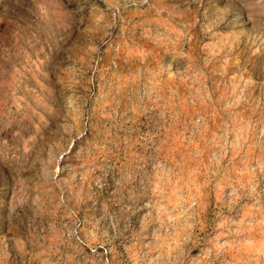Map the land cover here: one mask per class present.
<instances>
[{
  "label": "rangeland",
  "instance_id": "1",
  "mask_svg": "<svg viewBox=\"0 0 264 264\" xmlns=\"http://www.w3.org/2000/svg\"><path fill=\"white\" fill-rule=\"evenodd\" d=\"M66 3L0 0V264H264V24L129 0L115 28L86 9L65 35ZM81 108L87 141L65 131Z\"/></svg>",
  "mask_w": 264,
  "mask_h": 264
},
{
  "label": "clouds",
  "instance_id": "2",
  "mask_svg": "<svg viewBox=\"0 0 264 264\" xmlns=\"http://www.w3.org/2000/svg\"><path fill=\"white\" fill-rule=\"evenodd\" d=\"M51 2V0H49ZM129 0H104V3L108 5V10L104 11L97 7L98 0H81L82 7L79 9H73L70 7L71 0H68V3L64 4V9L68 13H75V15H68L63 16V26L66 29L65 35L70 34L73 30L75 25L79 22L81 14L86 9L92 10V25L93 29L96 31L100 30H106L115 28L118 23V18L120 16L119 9L121 7H126ZM144 3H148V0H143ZM61 3H63V0H61ZM151 8V5H150ZM112 9H116L115 12L112 11ZM161 9H158V12ZM55 11V9H53ZM45 17L48 15V11L46 10L44 13ZM251 23V27H249V24ZM213 24H224L225 27H236L241 28L245 31H250L252 28H255L258 24H264V6H261L258 10V0H228V3L226 4L225 8L220 12V14L217 16L216 20L213 22ZM189 26L185 25V28ZM167 31L169 32V38L167 39L168 44H173L174 42L179 43L181 36L187 37V31L184 32H176L174 29H171L170 27L167 28ZM105 34L108 33L105 31ZM95 51V49H92ZM176 56H181L183 58H189L186 54L183 53L182 47L181 51L178 53H175ZM189 71H194L195 69L190 64L188 66ZM81 77V79H76L75 76H72L70 79L69 86L73 89L72 96L76 97V99H81L80 97L76 96L75 89L77 85L81 84V81L83 79V69L80 70L78 73ZM140 73L137 72L134 79H139ZM149 76L152 74L149 73ZM133 77L130 76V80H132ZM154 79V77H153ZM149 83H152V80H149ZM152 91H156V86L153 85ZM148 96V99L151 100V94L146 93ZM76 123L72 124L69 127L65 128L66 132H73L75 131L77 136L82 137L83 141H87L88 137L86 135L88 131V120L84 118V112L83 109L76 113L75 116ZM81 121H83V126L81 125ZM71 143L68 145L69 151H71ZM63 151V149H61ZM101 152L104 151L103 148L100 149ZM51 169L49 172V175L51 176L52 180L55 181L56 175H58L59 169H58V162L52 161L51 162ZM95 170V169H93ZM101 171H104L103 168H101ZM74 179V177H73ZM84 181H87L89 179V175H85L82 178ZM132 177H129V180H131ZM83 192V190H81ZM152 192L154 195H162V189L159 184L155 186V188L152 189ZM96 194L89 192L87 194L88 200H94V196ZM140 195H147V192L141 193ZM77 200L78 202L82 201L84 197L81 193H77ZM138 197H132L130 196L129 199H134ZM152 206L151 204L149 205ZM106 211V208H105ZM131 211V209H128L125 207V209H122V212ZM69 218L72 220V223H76L74 216H69Z\"/></svg>",
  "mask_w": 264,
  "mask_h": 264
}]
</instances>
